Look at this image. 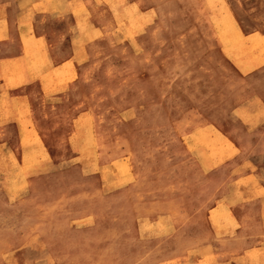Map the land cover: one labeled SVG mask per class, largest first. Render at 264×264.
I'll return each mask as SVG.
<instances>
[{"label": "rangeland", "instance_id": "rangeland-1", "mask_svg": "<svg viewBox=\"0 0 264 264\" xmlns=\"http://www.w3.org/2000/svg\"><path fill=\"white\" fill-rule=\"evenodd\" d=\"M1 1L74 61L0 113V264H264V0Z\"/></svg>", "mask_w": 264, "mask_h": 264}, {"label": "crops", "instance_id": "crops-1", "mask_svg": "<svg viewBox=\"0 0 264 264\" xmlns=\"http://www.w3.org/2000/svg\"><path fill=\"white\" fill-rule=\"evenodd\" d=\"M9 5L8 2H0V23L3 25L1 29L2 37L0 38V45L3 48V50L0 48V54H2L0 55V99L4 100L3 105H0L2 106L0 107V113H2V116H9L5 117L4 121H9L11 123L15 121L10 118V116L16 113V104H18V102L23 106L22 109L24 112L28 111L27 98L24 93L27 85L36 80L39 82L38 84L41 91L48 92L44 90V86L47 87V84L52 81L53 84L57 86L52 93H63L64 88L59 87L56 82L63 81L69 76L65 69H70L69 61L73 62L74 60L71 56L61 61L57 60L53 47H56L60 40H57L56 44H53L44 31L39 29L35 31L33 28V30H31L32 35L41 41L40 48L43 54V65L40 73L42 72L43 74L39 76V74L36 75V73L32 72L28 67L29 65L25 56L27 55V49L22 42V34L28 29V26L24 24L28 20L27 17L24 16L25 9L22 8L21 3H18L15 10L11 12ZM235 23L237 24L236 21ZM237 28L241 30L238 24ZM30 34L31 33L28 32V35ZM63 64L64 66H62ZM262 103L264 104V101H262ZM26 120L28 119L26 118ZM235 164L237 169L242 171L235 174V177L232 179L233 185L235 186V190L237 189L236 192H240L243 195L242 198H238L236 202L246 198V196H248L247 199L259 197V195H261V189L264 190V163L258 164L255 158H251L248 161L244 160L241 163L237 162ZM245 178L247 180L246 184L242 182ZM252 180H254L255 183L252 182ZM249 185L251 186L250 190L247 188ZM233 192L234 189H229L228 194L232 195ZM236 202L231 201L229 205H235Z\"/></svg>", "mask_w": 264, "mask_h": 264}]
</instances>
